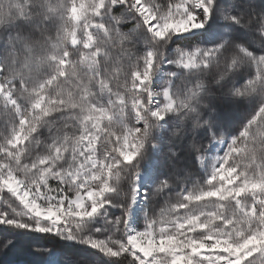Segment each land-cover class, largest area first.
I'll return each mask as SVG.
<instances>
[{
  "label": "snow or ice",
  "instance_id": "snow-or-ice-1",
  "mask_svg": "<svg viewBox=\"0 0 264 264\" xmlns=\"http://www.w3.org/2000/svg\"><path fill=\"white\" fill-rule=\"evenodd\" d=\"M264 264V0H0V258Z\"/></svg>",
  "mask_w": 264,
  "mask_h": 264
},
{
  "label": "rangeland",
  "instance_id": "rangeland-1",
  "mask_svg": "<svg viewBox=\"0 0 264 264\" xmlns=\"http://www.w3.org/2000/svg\"><path fill=\"white\" fill-rule=\"evenodd\" d=\"M15 259V256L9 255L8 257L0 258V264H11V262Z\"/></svg>",
  "mask_w": 264,
  "mask_h": 264
}]
</instances>
